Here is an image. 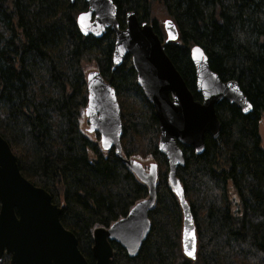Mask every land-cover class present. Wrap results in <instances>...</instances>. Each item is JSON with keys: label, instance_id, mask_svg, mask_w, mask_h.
Returning <instances> with one entry per match:
<instances>
[{"label": "trees", "instance_id": "obj_1", "mask_svg": "<svg viewBox=\"0 0 264 264\" xmlns=\"http://www.w3.org/2000/svg\"><path fill=\"white\" fill-rule=\"evenodd\" d=\"M120 29L134 12L158 33V18L170 19L178 40L165 53L194 100L192 48L207 57L221 81H235L249 111L216 105L219 137H205V151L183 148L176 171L195 233L194 259L181 238L184 214L167 182V162L158 151L159 125L135 84L125 59L112 73L114 36L86 35L77 21L85 0H0V137L16 157L21 175L61 208L59 221L77 240L88 264L93 231L108 229L148 196L147 187L113 149L104 151L89 133L86 70L94 67L113 88L121 111L120 154L146 171L157 166L150 233L129 258L117 244L111 264H264V0H109ZM4 256L2 263H8ZM0 262V264H2Z\"/></svg>", "mask_w": 264, "mask_h": 264}, {"label": "water", "instance_id": "obj_2", "mask_svg": "<svg viewBox=\"0 0 264 264\" xmlns=\"http://www.w3.org/2000/svg\"><path fill=\"white\" fill-rule=\"evenodd\" d=\"M85 3L87 11L77 17L83 32L94 38H100L107 30L112 32L111 72L126 58L130 59L135 83L158 121L157 148L167 162L168 185L183 209L181 244L188 256L185 245L191 251L194 244L195 252L196 240L176 179L177 169L185 164L182 149H192L195 155H201L205 151V137L214 140L219 137L221 123L216 105L228 102L248 112L247 98L235 81H221L210 69L205 54L194 47L190 51L191 64L201 101L194 100L152 25L140 23L134 12H128L125 27L120 29L117 10L109 0H85ZM163 28L167 43L178 40V31L171 20H165ZM86 92L84 117L88 132L97 133L102 150L113 149L115 156L148 190L147 198L136 203L126 217L108 229L93 231V264H111L114 255L111 243L122 248L129 258H135L150 233L148 213L155 199L157 166L151 163L145 171L139 163L121 157V111L110 80L104 81L98 71H91L86 75ZM60 214L61 208L52 203L49 194L21 175L16 157L0 137V262L3 256H9V264H88L78 250L75 236L61 225ZM188 257L194 259V254Z\"/></svg>", "mask_w": 264, "mask_h": 264}, {"label": "rangeland", "instance_id": "obj_3", "mask_svg": "<svg viewBox=\"0 0 264 264\" xmlns=\"http://www.w3.org/2000/svg\"><path fill=\"white\" fill-rule=\"evenodd\" d=\"M167 18H158L159 20V26H158V33L160 34V37L162 39V41H165L166 40V34H165V31H164V28H163V22L166 20ZM127 61L130 63V59L127 58ZM91 71H97V69H95L94 67H89L87 70H86V73H89ZM258 133L260 135V138H261V141H262V145H264V117L261 119V122L259 123V126H258ZM141 164L145 167H148V164L147 161H141ZM9 259V258H8ZM2 263V262H1ZM2 264H5V262H3ZM9 264V260H8V263Z\"/></svg>", "mask_w": 264, "mask_h": 264}, {"label": "snow or ice", "instance_id": "obj_4", "mask_svg": "<svg viewBox=\"0 0 264 264\" xmlns=\"http://www.w3.org/2000/svg\"><path fill=\"white\" fill-rule=\"evenodd\" d=\"M84 19L83 16L80 17V20L82 21ZM166 25L168 24V22H165ZM193 240H194V237H193ZM185 253L188 255V256H193L194 254V244H193V249L191 251H189L187 245H185Z\"/></svg>", "mask_w": 264, "mask_h": 264}, {"label": "bare ground", "instance_id": "obj_5", "mask_svg": "<svg viewBox=\"0 0 264 264\" xmlns=\"http://www.w3.org/2000/svg\"><path fill=\"white\" fill-rule=\"evenodd\" d=\"M2 261V260H1Z\"/></svg>", "mask_w": 264, "mask_h": 264}]
</instances>
